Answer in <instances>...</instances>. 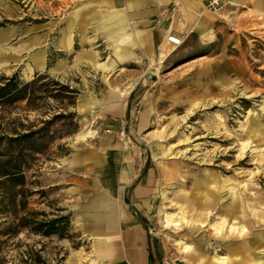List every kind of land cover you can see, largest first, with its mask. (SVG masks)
Returning a JSON list of instances; mask_svg holds the SVG:
<instances>
[{
  "label": "rangeland",
  "instance_id": "rangeland-1",
  "mask_svg": "<svg viewBox=\"0 0 264 264\" xmlns=\"http://www.w3.org/2000/svg\"><path fill=\"white\" fill-rule=\"evenodd\" d=\"M101 12L97 0H0V21H9L0 28V65L7 66L0 67V81L14 73L28 81L46 71L79 92L70 134L38 142L44 152L25 157L27 207L66 211L48 184L70 139L103 132L97 99L129 90L140 76L119 137L154 168L156 193L144 215L159 264H264V0H234L207 11L211 38L190 34L164 60L143 51L120 57L125 42L106 34ZM38 54L43 68L35 65ZM2 101L0 135L40 125L42 117L24 101ZM138 116L147 117L142 129ZM10 151L0 138V161ZM1 181L0 222H11ZM19 189L12 186L19 194L11 209L21 213ZM71 225V237L63 239L24 229L0 234V264H98L90 241ZM237 249L245 253L235 257Z\"/></svg>",
  "mask_w": 264,
  "mask_h": 264
},
{
  "label": "crops",
  "instance_id": "crops-1",
  "mask_svg": "<svg viewBox=\"0 0 264 264\" xmlns=\"http://www.w3.org/2000/svg\"><path fill=\"white\" fill-rule=\"evenodd\" d=\"M97 4L106 34L125 42L118 51L122 58L143 51L146 57L164 60L175 48L167 42L169 33L183 40L190 34L211 38L207 11H212L203 10V0H97ZM4 36L0 35V43ZM42 58V54L35 56L36 67H44ZM140 80L139 76L125 92L107 91L104 99L96 98L97 122L103 132L70 139L68 152L57 164L58 174L48 184L70 211L71 224L90 241L98 264H159L143 220L144 208L156 193L154 168L135 145L119 137L129 123L130 100ZM138 117L137 126L142 129L147 117ZM233 252L235 257L245 253ZM225 260L222 257L219 262Z\"/></svg>",
  "mask_w": 264,
  "mask_h": 264
},
{
  "label": "trees",
  "instance_id": "trees-1",
  "mask_svg": "<svg viewBox=\"0 0 264 264\" xmlns=\"http://www.w3.org/2000/svg\"><path fill=\"white\" fill-rule=\"evenodd\" d=\"M9 21H0V28L5 27ZM187 45L186 42L184 46ZM47 61L46 68L52 65ZM78 90L68 83H62L50 76L46 71L34 72L32 78L23 81L17 73L4 77L0 81V99L2 102L13 104L24 101L27 111L38 113L41 116L40 125L29 124L27 128L19 131L16 127L12 129L13 135L2 133L10 153L0 161V177H2L3 199L8 209L5 216L13 218L11 222L5 220L0 222V234L8 237L17 235L22 229L30 233L49 237L56 235L58 239L71 237L72 229L70 211L61 213L64 208H57L55 212L49 213L38 211L27 207L26 196L32 191L26 189V177L24 167L25 157L42 154L44 149L37 147L38 142H49L63 134H70L76 117V99ZM53 103H50L49 100ZM20 186L21 210L13 211L18 192L12 191V186ZM144 221H146L143 218ZM1 242V241H0ZM31 250V249H30ZM32 253V252H30ZM28 252V255H31ZM39 258L38 254H35ZM39 260V259H38Z\"/></svg>",
  "mask_w": 264,
  "mask_h": 264
},
{
  "label": "built area",
  "instance_id": "built-area-1",
  "mask_svg": "<svg viewBox=\"0 0 264 264\" xmlns=\"http://www.w3.org/2000/svg\"><path fill=\"white\" fill-rule=\"evenodd\" d=\"M224 2L225 0H203L204 8L210 11H217ZM167 42L173 47H178L182 44L183 39L174 33H169L167 36Z\"/></svg>",
  "mask_w": 264,
  "mask_h": 264
},
{
  "label": "bare ground",
  "instance_id": "bare-ground-1",
  "mask_svg": "<svg viewBox=\"0 0 264 264\" xmlns=\"http://www.w3.org/2000/svg\"><path fill=\"white\" fill-rule=\"evenodd\" d=\"M167 222V221H166ZM168 222L171 223L172 225L176 226L178 225L179 221H176V220H171V219H168ZM234 229V228H233ZM234 232V231H233ZM239 231H237L238 233ZM185 249H188L187 247H185Z\"/></svg>",
  "mask_w": 264,
  "mask_h": 264
}]
</instances>
